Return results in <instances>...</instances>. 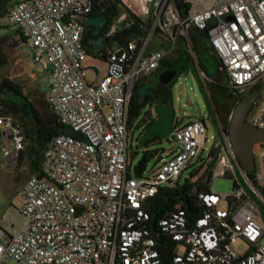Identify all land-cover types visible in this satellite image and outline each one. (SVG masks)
<instances>
[{"label": "built area", "instance_id": "built-area-1", "mask_svg": "<svg viewBox=\"0 0 264 264\" xmlns=\"http://www.w3.org/2000/svg\"><path fill=\"white\" fill-rule=\"evenodd\" d=\"M183 1L192 4L184 15L176 0H152L147 36L114 47L106 74L96 82L86 76V25L76 18L92 12L93 0H19L10 6V21L28 39L34 61L44 65L47 104L73 133L54 139L43 175L27 180L25 224L0 228V264H264V223L256 199H264V142L262 171L255 169L251 177L223 131L231 160L213 148L210 163H221V174L236 178L238 167L251 193L241 184L232 196L213 188L201 193L207 209L194 220L181 206L155 220L147 206L165 186L182 183L184 172L202 159L210 141L202 117L173 130L177 146L166 159L149 171L146 166L132 172L135 87L180 45L194 52L193 30L215 50L238 101L264 80V0ZM155 36L159 46L150 48ZM249 121L264 127V102ZM0 135L13 147L5 153L18 156L24 148L21 131L0 117ZM223 198L229 200L226 210L218 207ZM239 241L249 246L245 254L235 247Z\"/></svg>", "mask_w": 264, "mask_h": 264}, {"label": "rangeland", "instance_id": "rangeland-1", "mask_svg": "<svg viewBox=\"0 0 264 264\" xmlns=\"http://www.w3.org/2000/svg\"><path fill=\"white\" fill-rule=\"evenodd\" d=\"M17 1L19 0H12V4ZM142 1L144 2L145 0ZM129 2H131V0H129ZM195 8H197V6ZM130 10L133 11L131 8ZM125 19V15L120 18L119 26L123 25ZM196 32L198 31L193 30L191 35L196 34ZM2 37H5L8 42V46L5 49L9 56V63L0 69V78L9 77L22 84L28 90L29 97L38 106L46 121L49 124H55L56 118L47 104L49 86L44 65L34 61L33 53L26 42L21 41L20 45H15L20 35L17 27L7 16L0 19V38ZM192 39V48L194 52L187 45H180L176 52L169 54L167 57L170 62H174L175 65L181 68L179 72H177L176 79L172 85V100L176 109L175 123L178 122L179 125H183L199 117H205L210 141L202 147V159H199L197 165L188 168L184 172L181 182L184 183L195 171H197V175L193 178L194 180L211 172L213 176L212 188L215 192L232 196L236 189L234 186V182L236 181L237 185L241 184L251 193V189L244 180L238 167V177L236 178L231 175H222V164L219 162L210 166L209 154L213 148L216 150L222 149V152H217V154L220 156L226 154L228 159L231 160L229 152L224 147L223 129L230 123L238 100L227 87L228 79L225 73L222 71L218 72L215 69H209V74L207 75V73L199 68L200 47L201 45H206V42L202 41L201 44H198L195 38L192 37ZM158 43L159 38L155 36L152 39L150 48L159 46ZM162 48L169 50V45L164 44ZM213 56L220 62L217 54L213 53ZM83 65L86 68L87 79L92 81L97 74L96 67L99 66L101 69H104L107 67V62L105 59L96 57L91 53L84 59ZM152 76L153 75H149L145 78H147L146 80L149 82ZM148 82H142L139 85V93L143 104H146L150 100V83ZM257 88L260 91V96L250 109L248 120H252L253 117L257 115L264 102V80L257 85L256 89ZM208 98L213 101V107L210 106V112L206 106V104L209 103ZM199 114H201V116H199ZM140 133V130L135 129L131 132L134 139L130 143V147L132 144V149H130L129 159L132 162L133 173L134 166L143 157L144 152L143 148H139L137 140ZM173 138L172 132L169 141L163 140L157 142L153 144L150 149H157L163 153L164 157H167L170 155V150L177 146V142ZM10 149H13V147L10 146ZM262 150V143H256L254 145V157L256 161V171L258 173L262 171ZM132 151L136 152L134 157L132 156ZM18 158L19 155L15 156L10 154L7 156L5 150L0 152V228L9 231L18 229L26 222V218L21 213V209L24 205L23 189L29 177L33 174L28 161L19 164ZM45 161L46 154L43 158L42 166ZM156 163L157 158H152L147 164L148 171L151 170ZM257 203L261 210L259 220L264 223V203H259L258 201ZM218 207L220 209H228L229 200L223 198ZM260 244L264 246V237L261 239ZM235 247L240 254H245L249 250L248 244L244 241H239Z\"/></svg>", "mask_w": 264, "mask_h": 264}, {"label": "trees", "instance_id": "trees-1", "mask_svg": "<svg viewBox=\"0 0 264 264\" xmlns=\"http://www.w3.org/2000/svg\"><path fill=\"white\" fill-rule=\"evenodd\" d=\"M176 2L183 15L187 14L192 7L191 3L184 2L183 0H176ZM11 5L12 0L0 8V19L5 16L9 17ZM124 15L126 19L123 25L119 26L120 21L118 22V20ZM88 18L89 21H84L86 25L84 44L88 55L93 53L96 57L105 59L106 61L109 58L110 51L114 47L125 45L132 40H138L140 43L147 36L152 26V15L136 14L130 10L123 0H93V10L88 15ZM99 23H103L102 29L104 34L107 35L109 42L104 50L96 53L94 41L100 36L98 35ZM17 30L20 37L16 40L15 45H20L21 41L29 44L28 39L23 35L21 30L18 28ZM205 42L206 45H201L200 47L199 68L207 73V75L209 74V69H215L220 72L221 63L213 56V53L216 54L215 50L209 44L207 38ZM7 46V39L5 37L0 38V69L9 63V56L5 49ZM163 64L174 65L175 63L165 59ZM180 69L178 67V72ZM146 79L142 78L140 83L135 87L130 111L132 128L141 131L139 138L145 129L155 121L153 111L155 100L152 96H149L150 100L146 104H143L139 93V85L142 82H148ZM0 117L5 122L10 121L12 126L19 129L23 134L24 148L19 152L18 162L22 164L24 161H28L33 173L32 175H43L42 161L54 139L63 133H73L69 127L60 123L56 116V123L49 124L38 106L29 97L28 90L22 84L9 77L0 78ZM178 126V122L174 124V131ZM139 138L137 139L139 148H143L144 152L143 157L134 166V171L137 174L146 168L152 158L156 157L157 162H160L168 157H164L163 153L157 149H150L153 144L165 140L164 138L160 136L154 137L147 142L145 147L140 145ZM133 139L134 136H132L131 141ZM130 149H132V144ZM171 152L172 149L170 150ZM135 155L136 152L132 151V156L134 157ZM212 164L211 162L210 166ZM254 174L255 171L249 172L251 177ZM196 175L197 171L193 172L184 183H177L175 186H165L162 188L147 206L152 218L158 220L167 213L176 210L179 206L185 210L190 220L203 215L207 206L200 201L199 196L201 193L212 190L213 176L211 172H208L206 175L194 180L193 178ZM234 186L237 187L236 181L234 182ZM256 199L259 203H264V199L259 197ZM173 246V244L172 246H168L169 251L172 250Z\"/></svg>", "mask_w": 264, "mask_h": 264}, {"label": "water", "instance_id": "water-1", "mask_svg": "<svg viewBox=\"0 0 264 264\" xmlns=\"http://www.w3.org/2000/svg\"><path fill=\"white\" fill-rule=\"evenodd\" d=\"M81 21H89L88 16H77ZM120 19L118 20V22ZM108 37L105 35L94 41L95 52H101L108 44ZM177 75V74H176ZM171 73L167 67H162L157 79L149 85V91L156 93L158 99L153 107L155 121L149 125L139 138V143L145 147L147 142L157 136L169 141L174 130L176 109L172 104ZM260 91L255 90L247 94L236 104L232 119L229 124L228 135L232 149L237 156L240 167L248 172L256 169L254 157V145L264 142V127H256L248 120L249 112L258 97ZM9 129L8 131H10ZM6 132L3 134L5 135ZM6 146L5 140L0 135V152Z\"/></svg>", "mask_w": 264, "mask_h": 264}, {"label": "crops", "instance_id": "crops-1", "mask_svg": "<svg viewBox=\"0 0 264 264\" xmlns=\"http://www.w3.org/2000/svg\"><path fill=\"white\" fill-rule=\"evenodd\" d=\"M125 1V0H124ZM125 3L138 15H145V16H149L147 14V10L148 8H151L152 6V0H145L144 2L142 0H131V2H129V0L125 1ZM140 9V10H139ZM199 32H196V34H192V37L195 38V40H197L198 44H201L202 41H205L206 38L204 36H200L198 35ZM103 36H100L99 38H101ZM98 38V39H99ZM108 45V44H107ZM95 46V45H94ZM107 47V46H106ZM105 47V48H106ZM104 48V49H105ZM103 49V50H104ZM97 53V52H96ZM107 62V61H106ZM97 69V74L94 80H92L91 82H96L97 80H99L100 78H102L106 72H107V67L104 69H101L99 66L96 67ZM198 116V114H197ZM199 116H201V114H199ZM10 143H6V146L1 150V151H6V149H8L10 147ZM6 154V153H5ZM7 155V154H6ZM8 156V155H7Z\"/></svg>", "mask_w": 264, "mask_h": 264}, {"label": "flooded vegetation", "instance_id": "flooded-vegetation-1", "mask_svg": "<svg viewBox=\"0 0 264 264\" xmlns=\"http://www.w3.org/2000/svg\"><path fill=\"white\" fill-rule=\"evenodd\" d=\"M10 0H0V8L2 7V6H4L6 3H8ZM99 29H98V35H100V36H105L106 34H104V32H103V29H102V26H103V23H99ZM99 36V37H100ZM107 36V35H106ZM162 67H167L168 69H169V71H170V73H171V81H175V79H176V74H177V72H178V66L177 65H166V64H161V66L158 68V70L153 74V78L148 82V83H151L152 81H154V80H156L157 79V75H158V72H159V70L162 68ZM173 84H174V82H173ZM252 91H255V90H252ZM251 91V92H252ZM149 96H152L153 97V99L155 100V102H154V104H156V102H157V99H158V95L156 94V93H153V92H150L149 91ZM208 102L209 103H207L206 104V106H207V108H208V111L210 112V106L211 107H213V101L210 99V98H208ZM172 104H173V100H172ZM204 120H205V122H206V118L204 117L203 118ZM230 124V123H229ZM229 124L227 125V126H225L224 127V129H223V131H226V132H228V128H229ZM2 140H4L3 138H2Z\"/></svg>", "mask_w": 264, "mask_h": 264}]
</instances>
